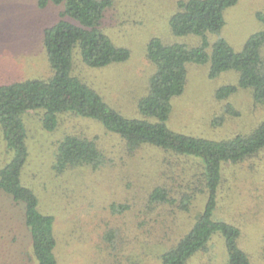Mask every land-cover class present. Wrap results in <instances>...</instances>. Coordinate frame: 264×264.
<instances>
[{
    "label": "rangeland",
    "instance_id": "1",
    "mask_svg": "<svg viewBox=\"0 0 264 264\" xmlns=\"http://www.w3.org/2000/svg\"><path fill=\"white\" fill-rule=\"evenodd\" d=\"M186 1L112 0L101 30L117 47L129 50L130 59L92 68L77 48L74 75L122 116L145 119L139 103L148 96L156 73L147 58L150 42L160 39L189 48L203 43L199 36L178 37L172 31L170 21L179 11V3ZM39 3L0 0V86L50 79L53 70L45 31L62 20L79 25L68 16L62 17L64 4L41 8ZM260 13H264V0H238L226 10L221 33L208 35L209 52L220 40L237 52L243 51L248 40L264 30ZM187 70L185 92L172 101L171 130L228 141L252 134L264 122V106L255 104L250 89H239L225 101L217 99L219 89L239 84L238 72H224L212 79L209 64H188ZM229 106L238 115L228 113ZM24 123L29 158L21 180L38 197L40 211L55 218L58 264H161V255L191 230L206 206L207 197L199 183L202 162L196 157L178 156L151 145L133 151L103 123L74 114H62L52 132L44 128L40 111L28 113ZM67 136L95 139L105 159L103 165L57 173L54 165L59 144ZM11 159L0 128V172ZM158 187L168 190L175 203L150 205V194ZM189 196L195 199L186 212L181 202ZM123 207L127 209L123 211ZM215 216L241 230L239 246L252 264H264V151L244 163L223 166ZM115 235L113 245L110 238ZM227 263L224 238L216 234L207 250L188 264ZM0 264H38L26 224V205L14 202L6 193H0Z\"/></svg>",
    "mask_w": 264,
    "mask_h": 264
},
{
    "label": "trees",
    "instance_id": "2",
    "mask_svg": "<svg viewBox=\"0 0 264 264\" xmlns=\"http://www.w3.org/2000/svg\"><path fill=\"white\" fill-rule=\"evenodd\" d=\"M50 3L64 4L62 17L68 16L79 23L62 20L45 31L44 43L53 76L48 80L0 86V128L12 154L11 161L0 172V193L26 205V224L33 236L38 264H58L55 218L40 211L38 197L23 186L21 180L29 158L24 118L30 112L39 111L43 113L44 128L50 132L57 129L62 114H74L103 123L109 132L125 140L133 151L151 145L178 156L200 159L199 183L200 190L207 197L206 206L191 230L161 255V264H188L198 253L207 250L216 234L224 238L227 264H252L249 255L239 246L241 230L218 220L215 212L223 166L244 163L264 151V122L250 135L213 141L176 133L169 128L168 121L173 110L172 101L185 92L188 64H209L212 79L224 72H238L239 84L219 89L217 99L225 101L239 89H250L255 104L264 106V30L254 34L241 52L234 50L225 40L218 41L209 52L208 35L221 33L226 25V10L235 6L238 0L180 2L179 11L170 21L173 33L178 37L196 35L203 38V43L197 48H189L181 44L168 45L160 39L150 42L147 58L155 66L156 73L151 79L148 96L139 103L145 119H128L73 73L77 48L85 64L92 68H104L130 59V51L117 47L101 30L105 10L113 4L112 0H40L39 6L45 8ZM258 19L264 24V13L258 14ZM227 111L238 115L231 106ZM56 159L54 168L57 173L79 167L97 169L105 162L95 139L78 136H67L59 144ZM193 198L183 199L181 209L188 212ZM173 203L170 192L163 187L156 188L149 197L152 206ZM126 209L123 207V211ZM115 240L116 235L110 238L113 245Z\"/></svg>",
    "mask_w": 264,
    "mask_h": 264
}]
</instances>
